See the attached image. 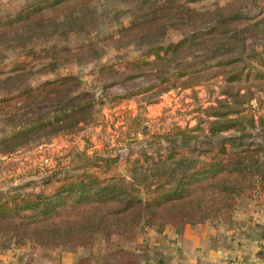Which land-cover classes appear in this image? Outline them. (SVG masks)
I'll use <instances>...</instances> for the list:
<instances>
[{
  "label": "trees",
  "instance_id": "16d2710c",
  "mask_svg": "<svg viewBox=\"0 0 264 264\" xmlns=\"http://www.w3.org/2000/svg\"><path fill=\"white\" fill-rule=\"evenodd\" d=\"M94 2L6 0V5L0 0V27L27 23L50 10L65 15L61 23L66 37L82 36L90 24L99 26L103 21L93 8ZM134 2L130 11L115 10L120 15L136 12L134 23L122 25L117 34L111 33L104 40L130 47L137 41L153 42L164 30L189 27L192 31L173 43H150L147 55L152 59L131 60V68L156 72L155 83H168L171 87L180 83L184 89L217 76L218 71H209L216 68L226 83L225 98L209 107L207 115L214 119L206 128L199 123L177 127L172 133H154L159 147L153 155L142 149L145 161H136L130 179L116 175L99 179L86 173L82 170L85 163L110 166L116 158L83 152L80 160L71 164L77 172L70 166H60L36 181L0 190V238L12 242L11 250L30 241L43 247L66 246L77 251L121 237L133 245L143 226L158 224L161 230L170 228L178 234L187 225L216 224L219 219L234 217L241 197H264V0ZM144 18L141 25L135 24V20ZM237 20H241L240 24L231 27ZM255 38L258 42H245ZM35 40L36 36H31L23 44L33 48ZM62 41L59 37L53 55L46 53L51 56L44 64L51 73L48 80L38 87H20L0 98V117L5 122L0 135V157L53 137L77 134L94 123V110L104 104V96L97 98L87 86L82 87L75 72L67 73L64 65L74 59L65 53L70 50L99 59L109 52V45L83 39L81 46L71 50L60 44ZM99 69L112 71L125 82L144 73L127 74L106 63ZM22 71L27 78L34 76L25 65H16L6 73ZM2 73L0 80L5 77ZM249 82L251 86L242 89V84ZM73 87L78 91L72 92ZM63 92L68 93L67 97L58 101ZM153 98L154 95L149 97L150 103L155 102ZM19 100L23 101L21 105ZM256 108L263 113L254 112ZM138 117L129 118L135 122ZM47 187L50 193L45 192ZM0 245L6 246L4 242ZM105 250L102 263L82 258L74 264H141L144 257L140 255L143 251L139 254L118 244L105 245ZM33 258L37 261L36 255Z\"/></svg>",
  "mask_w": 264,
  "mask_h": 264
},
{
  "label": "rangeland",
  "instance_id": "374dc122",
  "mask_svg": "<svg viewBox=\"0 0 264 264\" xmlns=\"http://www.w3.org/2000/svg\"><path fill=\"white\" fill-rule=\"evenodd\" d=\"M134 1L95 0L93 8L97 10L99 15H102L101 20L103 21L100 22L99 26L90 24L89 30H84L85 35L76 34L72 38L64 35L61 19L65 15L50 10L27 23L10 28L0 27V71L3 72L2 74L5 73V77L1 76L4 77L3 80H0V98L8 93L16 92L23 86L38 87L40 83L50 78L51 73L47 71L44 64L48 63L51 56L50 53L48 55L46 53L51 52L52 55L55 53L53 49L59 46V37L63 40L60 44H63L65 48L70 46L71 50L73 47L81 46L83 39L97 40L98 43H108L109 45V48L107 47L109 52L99 59L90 55L83 56L70 50L65 53L74 59L64 65L67 73L75 72L76 77L83 85L82 87L87 86L97 98L104 96L101 99L104 104L97 106L94 110V123L91 126H84L77 134L53 137L37 146H26L13 154L2 155L0 157V190L8 191L11 187L19 186L30 180L36 181L50 170L60 166H70L73 172H77V167L71 166V164L79 161L83 152H87L90 156L96 154L116 158L114 162L110 163V166L104 164L98 167L88 166L89 163H85L86 169L83 167L82 170H85L86 173H93L99 179L114 175L130 179L136 161H140L141 164L145 161L141 152L142 149H145L148 155H153L155 149L159 147L158 138L155 139L154 133H172L177 127H193L199 123L206 128L209 121L214 119L209 117L207 112L210 106L217 105L219 99L225 98L223 91L226 83L223 82L224 77L220 72L221 70L216 68L209 70L212 73L218 71L217 76L214 74L209 81H202L199 85L184 89L180 83H176V87H171L168 83H155L158 73L141 69L134 70L129 63L131 60L139 58L152 59V56L147 55L150 43L168 45L179 40L183 35L189 34L192 29L189 27L167 29L155 37L153 42L137 41L130 47L124 45L120 47V43L112 42L111 44L110 40H104L111 33L117 34L122 25L130 24L133 18L137 16L136 12L133 15H120L115 11L117 9L119 11L132 10L136 5ZM165 1L158 0L159 3ZM238 1L233 0V3ZM2 2L6 4V0H2ZM144 20L145 18L135 20V24L139 26ZM240 21H233L231 27L239 25ZM245 21L248 22L249 18ZM224 26L228 27L226 24ZM61 34L64 37L60 36ZM38 35L41 37H37ZM31 36H36L35 47L33 48L23 44L25 40L29 41ZM67 38L70 40L65 42L64 40ZM253 41L258 42V39L245 40L248 45ZM39 45L42 47L37 49ZM42 48H44L43 51ZM29 51L35 53L28 55L27 52ZM199 54L201 56L203 52L200 51ZM66 55L64 59H66ZM104 63L113 65L115 69L126 70L127 74H133L135 71L144 73L139 78L125 82L119 76L114 75L112 71L100 72L99 67ZM16 65H25L33 71L34 76L27 78L26 74H22L25 71L6 73ZM251 84L252 82L242 84V89H245V86H251ZM135 90H138L137 93L130 95ZM74 91L78 90H74L73 87L72 92ZM67 94L61 95L58 101L64 100ZM114 94L118 96L115 97ZM153 95L155 102L150 103L149 97H153ZM22 103L23 101L19 100V105ZM7 104L12 106L10 102ZM253 104L256 106V101H253ZM254 112L263 113L257 108ZM134 116L139 117L137 121L132 122L129 117ZM3 125L5 122L2 116L0 117V135L3 131ZM228 148L230 149L229 145ZM161 151L163 152V149ZM147 166L153 167V165L148 164ZM35 190L39 191V188L36 187ZM45 192L50 193L51 189L47 187ZM259 199H264V197L259 196L255 199L246 196L241 197L238 200L234 215L237 210L247 209L249 205ZM222 223L223 225L233 223V217L224 220L219 219L215 225ZM141 229L138 241L133 245L121 237L115 242L99 241L92 246L79 248L77 251H71L66 246L43 247L30 241L15 249L24 251L21 264H74L82 258L102 263L106 253L105 245L115 246L117 244L128 246L139 254L140 251H143L140 255L143 254L144 257L150 255L151 257V255L158 253L154 244L159 243L158 240L163 237V232L158 224H153L151 227L143 226ZM1 237L0 242H4L6 248L1 247V245L0 248L10 249L12 242L3 236ZM152 247L155 248L154 251L150 250ZM33 255H36L37 261ZM144 257L143 260H145ZM112 260L116 262L115 258Z\"/></svg>",
  "mask_w": 264,
  "mask_h": 264
},
{
  "label": "crops",
  "instance_id": "0c3cea01",
  "mask_svg": "<svg viewBox=\"0 0 264 264\" xmlns=\"http://www.w3.org/2000/svg\"><path fill=\"white\" fill-rule=\"evenodd\" d=\"M162 230L157 254L141 264H264V199L237 210L233 223ZM21 249H1L0 264H21Z\"/></svg>",
  "mask_w": 264,
  "mask_h": 264
}]
</instances>
